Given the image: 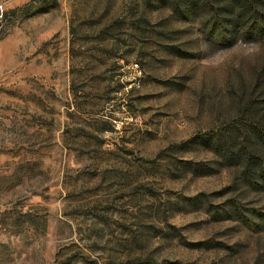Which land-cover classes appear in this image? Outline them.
Here are the masks:
<instances>
[{"label":"rangeland","instance_id":"1","mask_svg":"<svg viewBox=\"0 0 264 264\" xmlns=\"http://www.w3.org/2000/svg\"><path fill=\"white\" fill-rule=\"evenodd\" d=\"M184 1L0 0V264H264V36Z\"/></svg>","mask_w":264,"mask_h":264},{"label":"trees","instance_id":"2","mask_svg":"<svg viewBox=\"0 0 264 264\" xmlns=\"http://www.w3.org/2000/svg\"><path fill=\"white\" fill-rule=\"evenodd\" d=\"M183 0H176L179 4ZM186 4L195 6L201 4L203 8L213 10L212 17L220 22L226 33L231 36L239 34H258L264 36V0H185ZM264 145V134L257 135ZM255 146V145H254ZM245 157L246 170L252 172V181L264 188V157L258 154ZM264 190V189H263Z\"/></svg>","mask_w":264,"mask_h":264},{"label":"built area","instance_id":"3","mask_svg":"<svg viewBox=\"0 0 264 264\" xmlns=\"http://www.w3.org/2000/svg\"><path fill=\"white\" fill-rule=\"evenodd\" d=\"M5 14V8L3 4H0V25L2 24V21L4 19Z\"/></svg>","mask_w":264,"mask_h":264}]
</instances>
